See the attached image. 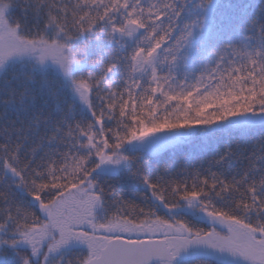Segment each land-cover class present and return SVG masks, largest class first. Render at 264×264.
I'll return each mask as SVG.
<instances>
[{
  "label": "snow or ice",
  "instance_id": "snow-or-ice-1",
  "mask_svg": "<svg viewBox=\"0 0 264 264\" xmlns=\"http://www.w3.org/2000/svg\"><path fill=\"white\" fill-rule=\"evenodd\" d=\"M0 264H264V0H0Z\"/></svg>",
  "mask_w": 264,
  "mask_h": 264
}]
</instances>
